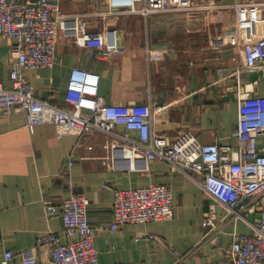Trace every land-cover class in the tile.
<instances>
[{
  "label": "crops",
  "instance_id": "0c3cea01",
  "mask_svg": "<svg viewBox=\"0 0 264 264\" xmlns=\"http://www.w3.org/2000/svg\"><path fill=\"white\" fill-rule=\"evenodd\" d=\"M49 1L58 4L60 16L79 15L87 30L101 32L108 54L91 56L61 32L52 66L23 69L39 98L67 107L71 72L86 69L100 75L99 93L106 103L137 105L145 112L162 107L152 113L157 134L172 140L190 130L201 142L234 145L238 89L242 96L264 95V70L233 74L245 60L243 42L235 33V0H218L220 6L213 11L149 16L115 10L110 0ZM259 32L264 34V25ZM15 62L11 42L0 40V82L5 86L12 85ZM77 142L76 134L59 137L54 124L31 130L25 111L0 116V264L7 250L14 252L11 264H24L29 255L36 256L37 264L47 261L51 246L38 240L50 232L66 238L61 216L48 215L44 201L59 206L73 192L90 201L100 264H228L226 252L235 234L251 232L248 223L225 216L222 205L168 162H150L149 173L112 170L100 160L106 155L103 139L88 138L76 147ZM63 168L68 170L66 179ZM151 183L171 186L174 215L111 230L115 188ZM210 215L219 220L216 228L203 225Z\"/></svg>",
  "mask_w": 264,
  "mask_h": 264
},
{
  "label": "built area",
  "instance_id": "2783aa9c",
  "mask_svg": "<svg viewBox=\"0 0 264 264\" xmlns=\"http://www.w3.org/2000/svg\"><path fill=\"white\" fill-rule=\"evenodd\" d=\"M110 5L115 10L128 8L145 16L169 11H213L220 6L218 0H110ZM232 6L237 15L235 33L243 42L245 54L243 66L233 74L263 71L264 34H260L259 26L264 25V0H235ZM58 10V4L49 0H0V40L11 42L16 60L10 70L12 85L0 82V116L13 110L25 111L28 128L54 124L59 137L78 136L76 147L88 138L99 137L106 151L100 160L108 169L149 173L150 162H168L191 176L222 205L225 216L250 225L251 232L235 234L226 252L228 264H264V142L260 145L259 141H264V95L242 96L238 89L234 145L201 142L190 130L172 140L157 134L152 113L162 107L145 112L137 105L106 103L99 93L100 75L86 69L72 70L65 92L67 107L39 98L23 69L52 66L61 32L86 47L91 56L108 54L101 32L87 30L79 15L60 16ZM87 148L94 147L91 144ZM68 164L72 165L73 160ZM61 175L66 179L68 170L63 168ZM66 182L73 189L72 181ZM173 200V190L165 183L115 188L110 229L170 218L174 215ZM44 203L48 215L61 216L66 240L52 232L40 238L38 244L51 246L49 259L41 264H100L95 246L98 228L89 218L88 197L73 192L59 206L50 200ZM203 225L213 229L219 226V220L210 215ZM13 258L14 252L7 250L1 264H11ZM23 262L37 264L38 259L29 255Z\"/></svg>",
  "mask_w": 264,
  "mask_h": 264
}]
</instances>
